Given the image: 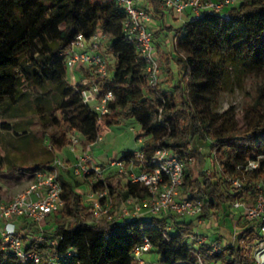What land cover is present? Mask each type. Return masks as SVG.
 <instances>
[{
    "label": "trees",
    "instance_id": "16d2710c",
    "mask_svg": "<svg viewBox=\"0 0 264 264\" xmlns=\"http://www.w3.org/2000/svg\"><path fill=\"white\" fill-rule=\"evenodd\" d=\"M143 7L151 17L162 19L166 13L159 0H148ZM123 18L115 0H0V114L7 119L0 122V132L13 135L21 148L33 136L32 124L38 123L42 131L57 127L59 134L48 135L53 157L59 144L70 142L71 133L83 140L97 126L103 131L132 121L139 125L137 137L143 142L136 151L142 157H135L136 151L124 153L119 159L125 169L130 160L134 171L150 169L155 149L163 147L184 161L181 189L203 200L201 217L226 216L235 201L251 206L257 187L264 192V112L249 106L239 124L229 110L216 112L215 107L228 85L230 65L248 73L264 70V0H240L219 13L187 15L177 26L161 22L154 37L171 34L173 45L167 51L157 41L163 77L155 89L136 43L123 33ZM79 32L86 38L95 33L108 37L106 52L113 62L107 61V74L80 69L101 92H112L110 111L99 119L82 102L84 86L73 85L67 74L64 52ZM196 138L208 141L212 168L207 174L200 170L194 175L188 168L193 157L201 169L207 162L193 148ZM52 157L19 169L30 175L52 170ZM4 159L0 156V162ZM250 160L255 167L247 168ZM7 163L14 168V161ZM116 174V167L105 174L112 212L129 195H147L145 186ZM58 180L64 204L49 214L52 219L42 227L23 219L17 228L24 249L37 253L39 262L20 260L0 239V264H257L251 243L264 244V235L258 221L243 219L241 213L234 224L239 228L235 243L234 231L211 238L196 230L192 218L171 212L94 219L72 170L60 172ZM101 182L90 187L96 189ZM202 235L207 238L202 240ZM143 238L150 242L153 260L140 263L132 250ZM213 246L216 250L209 253ZM260 260L264 264L262 256Z\"/></svg>",
    "mask_w": 264,
    "mask_h": 264
},
{
    "label": "built area",
    "instance_id": "2783aa9c",
    "mask_svg": "<svg viewBox=\"0 0 264 264\" xmlns=\"http://www.w3.org/2000/svg\"><path fill=\"white\" fill-rule=\"evenodd\" d=\"M148 0H115L123 12L122 29L128 40L134 41L139 49L145 64L148 76V83L154 89L159 85L163 77L162 64L157 51V41L153 31L149 28L152 18L143 5ZM240 0H159L162 8L172 11L179 19L187 9H190L194 16L205 11L222 12L236 5ZM104 35L95 33L86 38L81 32L77 33L74 40L65 50V62L69 81L73 85L81 84L84 87L80 90L82 102L86 104L99 119L107 114L110 109L108 101L113 95L110 90L100 91V87L92 77L76 76V69H89L92 74L104 76L107 74V60L100 50V42ZM69 70V71H68ZM157 93V92H156ZM102 136L98 135L96 142L101 141ZM79 137L75 133L70 134L69 148L73 150L78 143ZM135 157L141 158L139 151ZM192 158H190L191 161ZM91 161V164L88 162ZM189 161V162H190ZM129 169L124 168V161L121 159L109 160L106 164H99L88 154L78 156L77 162L72 166V173L75 176H82L89 179V185L93 182L102 181L103 184L96 189L89 187L83 195L89 202V211L94 219L106 216L137 217L142 215H160L171 212L186 218H197L200 216L203 200L192 198L181 193V186L184 180V161L173 155L163 147H157L152 155L153 167L146 171H134L130 160ZM256 162L250 160L247 168L256 166ZM52 170L35 171L33 179L22 191L17 192L9 200L0 199V239L20 260H33L39 262L40 257L33 251L24 249V242L17 233L14 220L27 219L42 227L49 214L57 211L64 201L61 198V187L58 180L60 169L65 168L58 161L51 163ZM116 167L119 173L126 174L131 182H138L147 188L145 197L134 195L127 196L117 211L112 212L113 201L105 186V174ZM238 185L237 181H234ZM258 193L251 206H246L241 201H235L233 206L242 208L245 218L259 222V231L264 235V192L258 186ZM142 201L146 208L141 209L139 202ZM204 238H202L203 240ZM237 240L236 231L232 234V242ZM53 243V241H51ZM151 249L147 238L137 244L132 250L135 260L144 262L142 256ZM264 249V244L257 241L253 248L257 264ZM216 250L213 246L209 253ZM260 252V253H259ZM264 252V251H262ZM58 263V262H57ZM201 264V263H199Z\"/></svg>",
    "mask_w": 264,
    "mask_h": 264
},
{
    "label": "rangeland",
    "instance_id": "374dc122",
    "mask_svg": "<svg viewBox=\"0 0 264 264\" xmlns=\"http://www.w3.org/2000/svg\"><path fill=\"white\" fill-rule=\"evenodd\" d=\"M177 17L178 16L174 15L171 11L166 10L162 19L151 17L152 22L149 24V28L155 32L156 30H159L161 22L177 26L181 21L180 19L178 20ZM107 38L108 37L106 36L101 40V52L105 54L107 61L112 64L113 60L111 55L106 52ZM155 40H159V42L163 44L164 50L167 51L173 45L171 34H163L162 39L155 37ZM172 65L176 68L174 64ZM228 70L229 82L226 88L216 98L217 105L215 111L223 112L224 110H229L230 114L240 124L242 113L249 106H253L258 111L264 112V70L258 73H248L245 71H239V68L234 65H230ZM80 74L82 73L80 72ZM77 79H79V77ZM3 120L7 119L0 114V122ZM130 127H132V129H130ZM29 130L32 132L33 136L29 138V143L21 148H18L20 143L13 135L0 132V156H6V159L0 162V199L2 200L7 201L11 199L14 194L24 190L32 181L33 176L28 172L23 171V169H19L20 167L32 165L35 161L44 156L46 158L52 157L49 151L50 146L48 135L51 133L59 134L60 129L54 126H49L47 130L42 131L38 123H34L29 127ZM139 132V125L132 121L120 122L105 127L103 131H99L97 126V129L92 131V133L83 140L79 139L73 150L69 148V143L65 145L59 144V149L54 151L55 156L52 157V162L56 160L67 169L72 170V166L77 162L78 156L85 153H88L94 160L98 161V163L106 158L119 159L127 151L137 150L141 146L142 143L138 142L136 138ZM98 135H101L102 139L101 141L96 142L95 140ZM36 139H42V142L40 141V143L37 144L35 141ZM208 139L210 140V138ZM192 144L193 148L207 156V162L204 169H201L195 164V158L193 157L188 163V168L194 175L199 174L200 170H203L202 172L207 174L212 168V155L209 152L208 141L203 142L196 138L193 140ZM67 157L71 158L67 159ZM8 160L14 161V168L7 167ZM91 163V161L88 162V164ZM67 169L63 167V169H60V172H65ZM119 175L122 176L123 181L126 179L124 173H119L114 176L117 177ZM74 179L79 183L77 185L78 190L84 194L85 191L81 190L80 186L83 185L88 189L90 187L89 179L75 175ZM181 193L186 194L182 189ZM83 197L85 198V195ZM139 204L141 209L145 210V204L142 201H140ZM228 212L229 213L226 216H220L218 219L214 217L203 218L199 216L192 221L198 232L209 233L211 238L216 237L218 232L229 236V232L239 231L238 226L234 224L238 217V213H241L244 219L245 212L242 208L237 209L234 207L228 208ZM48 219L50 220L52 218L48 216L45 219V223H48ZM235 226L237 228H235ZM202 238L206 239L207 236L202 235ZM251 244V247L254 248L256 243L252 242ZM147 253L142 256L143 259H145ZM261 253L264 254V252ZM262 259H264V255H262ZM148 260H153V254L151 252Z\"/></svg>",
    "mask_w": 264,
    "mask_h": 264
},
{
    "label": "crops",
    "instance_id": "0c3cea01",
    "mask_svg": "<svg viewBox=\"0 0 264 264\" xmlns=\"http://www.w3.org/2000/svg\"><path fill=\"white\" fill-rule=\"evenodd\" d=\"M172 12V11H171ZM173 13V12H172ZM174 14V13H173ZM192 14V12H191V10L190 9H187L186 11H185V13H184V15H183V18H181L180 20V23L181 22H183V19L187 16V15H191ZM175 15V14H174ZM178 18V17H177ZM178 20H179V18H178ZM179 23V24H180ZM161 39H162V37H161ZM80 72L82 73V71L78 68V69H76V76L77 77H83V76H86V75H84L83 73L82 74H80ZM130 129H132V127H130ZM137 138V141L138 142H143V140H142V137H136ZM133 151H136V150H133ZM71 157H67V159H70ZM109 160H112V159H110V158H106V159H103L99 164H103V163H107ZM96 161V160H95ZM103 162V163H102ZM96 163H98V161H96ZM80 188H81V190H83V191H86L87 190V188H85L83 185H81L80 186ZM22 220L23 219H19V220H14V222L16 223V227L18 228V227H21L23 224H22ZM203 231V230H202ZM219 233V232H218ZM149 257H150V253L148 252L147 254H146V256H145V259L146 260H148L149 259Z\"/></svg>",
    "mask_w": 264,
    "mask_h": 264
}]
</instances>
